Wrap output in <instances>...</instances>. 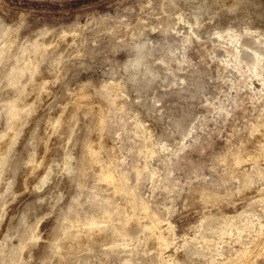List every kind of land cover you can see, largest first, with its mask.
Returning a JSON list of instances; mask_svg holds the SVG:
<instances>
[{"label":"rangeland","instance_id":"1","mask_svg":"<svg viewBox=\"0 0 264 264\" xmlns=\"http://www.w3.org/2000/svg\"><path fill=\"white\" fill-rule=\"evenodd\" d=\"M230 24L236 29L216 35ZM6 28L20 46L33 51L40 40L49 51L26 96L33 111L20 117V137L6 149L0 170V236L7 233L10 242L3 246L24 244L17 253L0 246V264L41 263L54 250L50 243L63 244L79 229L69 220L67 227V215L83 218L88 231L91 218L99 228H120L127 217L131 229L77 253L63 245L62 264H222L264 238V0H0V43ZM32 51L17 50V59ZM40 82L45 88H34ZM18 93L0 86L4 103ZM78 99L83 110L75 107ZM1 101L0 135L8 129ZM98 113L105 117L102 129ZM36 131L50 142L34 155ZM89 140L99 148L94 163L81 151ZM31 154L48 166H39L20 189ZM64 161L72 173L62 169ZM107 171L125 184L126 200L117 203L127 216L102 221L90 208L110 195L95 176ZM133 194L158 213L155 234L166 236L163 245L144 230L154 220L137 209ZM32 230L40 236L36 243L27 239Z\"/></svg>","mask_w":264,"mask_h":264},{"label":"bare ground","instance_id":"2","mask_svg":"<svg viewBox=\"0 0 264 264\" xmlns=\"http://www.w3.org/2000/svg\"><path fill=\"white\" fill-rule=\"evenodd\" d=\"M229 10H230V8H228ZM232 10V9H231ZM180 19V18H179ZM6 26V25H5ZM10 28H12V27H10ZM9 28V29H10ZM9 29H7L6 28V31H5V34H4V40H2L4 43H0V44H2L1 46H0V63L3 61V59L5 60V64H6V68H5V72L0 76V86L2 87V88H7V90H9L10 91V89H14L15 91H19V95H17L16 97H14V98H8L7 99V96H6V99H7V101H6V103H4V101H3V103L5 104V107H3V108H5V111L7 112L6 114H7V116H8V129H7V131H6V133H3V134H1L0 135V142L1 141H5V139L7 138V141H6V144H7V142H9V144H8V146H6L4 149H2L1 147H0V170L2 169V167H3V165H4V163H5V161H6V157H7V152H6V149H8V148H10V146H12V144L15 142V140L17 139V137L19 136V134H20V130L18 129V127H17V125H19V119H20V117L22 116V114H25L26 116H28V115H30L31 113H32V111H33V103H26L25 101H26V96H27V94L28 93H30V90H32V87H33V84H34V81H35V79H36V77H37V75L38 74H40V72L42 71L41 69H42V66H41V64H40V61L42 60V58L44 57V54L45 53H48V51H49V48H48V46H47V44L46 43H44V42H41L40 40H35V42L30 46V47H33L34 48V50L32 51V50H30V48H29V46L28 45H19L18 43H17V41H16V38L17 37H14L13 35H11V34H8L9 32H8V30ZM233 29H236V26H235V24H230L228 27H226L225 29H222V30H220V32L219 33H216V35L218 34V37H221V36H223L224 37V35H225V33L227 34V32H229V31H231V30H233ZM12 30V29H11ZM236 31V30H235ZM215 32H217V31H215ZM215 32H214V34H215ZM232 32V31H231ZM234 32V31H233ZM238 32V31H237ZM248 32H249V30H248ZM236 33V32H235ZM239 33V32H238ZM237 33V34H238ZM248 35H249V33H248ZM230 36H231V34H230ZM252 36V35H251ZM259 36V35H258ZM226 37V36H225ZM236 37H238V36H236ZM221 39V38H220ZM228 39V38H227ZM257 39V38H256ZM233 40V39H232ZM1 41V42H2ZM258 42V41H257ZM259 43V42H258ZM261 43V42H260ZM250 45V44H249ZM242 47V46H241ZM252 47V46H251ZM19 49H22V50H24V51H26V52H33L32 54L30 53L27 57H25V59H23V60H21V61H19L17 58H18V55H17V50H19ZM249 49V48H248ZM259 49V48H258ZM245 50V49H244ZM250 50H252V49H250ZM235 51V50H234ZM260 51V50H259ZM243 52H246L247 53V51H243ZM262 52V51H261ZM263 52H264V50H263ZM255 53V52H254ZM258 53H260V52H258ZM262 54V53H261ZM254 57L255 58H257V56L256 55H254ZM255 61V60H254ZM43 81H45V80H43ZM45 88V82H40V83H35V85H34V88H36V89H38V90H41L42 88ZM107 87V86H106ZM4 91V90H3ZM106 91V90H105ZM104 91V92H105ZM5 93H6V91H4ZM36 92H37V90H36ZM40 92H42V91H40ZM11 93H13V92H11ZM38 93V92H37ZM82 93V92H81ZM84 93V92H83ZM7 94V93H6ZM8 94H9V92H8ZM5 97V96H4ZM82 97H85V94L83 95L82 94V96H81V98ZM3 98V97H2ZM86 99V98H85ZM5 100V99H4ZM1 101V100H0ZM2 101H1V103H2ZM75 101V100H74ZM83 103H85V102H83ZM75 104L77 105H75V107L77 108V111H79L78 109H82L83 110V107L84 106H82V100L81 99H78L77 100V103L75 102ZM84 105V104H83ZM86 106V105H85ZM76 108H74L75 109V112H76ZM85 109V108H84ZM86 110H88V109H86ZM91 110V109H90ZM102 110V109H101ZM89 111V110H88ZM78 113V112H77ZM89 113V112H88ZM79 114V113H78ZM82 114V113H81ZM80 114V115H81ZM86 114V113H85ZM99 115H98V117H97V121H98V124H99V128H103L104 126H105V117H104V115H103V113L101 114V113H98ZM25 115H24V117H25ZM74 115V114H73ZM78 116V115H77ZM106 116V115H105ZM23 117V116H22ZM21 117V118H22ZM96 117V116H95ZM107 118V117H106ZM73 119V118H72ZM108 120V119H107ZM20 122H21V120H20ZM24 122V121H23ZM25 123V122H24ZM57 123V122H56ZM58 124V123H57ZM55 126V125H54ZM89 127V126H88ZM97 127V126H96ZM19 128H21V126L19 127ZM96 129V128H95ZM54 130V129H53ZM90 130V129H89ZM95 131V130H94ZM37 132V134H32V138H33V140H34V143H35V145H34V148H33V153H34V155L38 152V151H40L41 150V152L42 151H45L46 149H47V147H48V145H49V142H50V138H48V137H50V136H48V137H45L43 134H42V132H40V131H36ZM50 135V134H49ZM263 135H264V132L262 133V136L261 137H263ZM99 136V135H98ZM20 137V136H19ZM77 138V137H76ZM75 138V139H76ZM81 139V138H80ZM77 140H79V139H77ZM101 143V142H100ZM99 143V144H100ZM95 144V143H94ZM3 145V144H2ZM83 145H84V147H83V149L81 150L82 152H83V155L85 154L86 156L87 155H90V156H92L93 154H95L96 153V149H99V148H96V147H94V145L93 144H91L90 143V140L89 141H87L85 144L83 143ZM4 146V145H3ZM100 147V146H99ZM103 147V146H102ZM106 149V148H105ZM31 150H32V148H31ZM110 150H111V148H110ZM115 151V150H114ZM99 152V151H98ZM31 153V152H30ZM112 153H115V152H111L110 151V154H112ZM34 155H28L27 156V159H26V161H25V164H28L29 166H30V168H29V171L28 172H26V173H23L22 175H21V177H20V179H19V181H18V185H19V188L20 189H22V188H27V185H28V177H29V175L30 174H33V173H35V171H36V169L40 166L41 167V165H43L44 167H47L48 165L47 164H43V162L42 161H38L36 158H34L33 156ZM82 155V156H83ZM89 156V157H90ZM94 156V155H93ZM92 156V157H93ZM114 156V155H113ZM96 156H94L93 157V159L95 158ZM111 157V156H110ZM85 158V157H84ZM97 158V157H96ZM67 159V158H66ZM65 160V159H64ZM68 160V159H67ZM88 160V159H87ZM87 160H86V163L88 164V162H87ZM91 160V159H90ZM70 161V160H69ZM83 160H81V162H82ZM94 161H95V159L93 160V163H94ZM68 162V161H67ZM67 162H63V164H62V169H64L66 172H71L72 173V169L73 168H71L68 164H67ZM79 163L78 164V166H77V169H78V171L80 170V172H83L84 173V171H86V166L83 164V163ZM96 162V161H95ZM6 164V163H5ZM101 164V163H100ZM73 165H75V164H73ZM90 166V165H89ZM92 166V165H91ZM98 166V165H97ZM101 166V165H100ZM99 166V167H100ZM74 167V166H73ZM88 167V166H87ZM92 167H94V168H96L95 166H92ZM91 167V168H92ZM103 167H105V165L103 166ZM102 167V168H103ZM105 168H107V166L105 167ZM109 168V167H108ZM106 169V170H109V169ZM76 169V168H75ZM88 169H89V167H88ZM101 169V168H100ZM104 169V168H103ZM102 169V170H103ZM63 170V171H64ZM98 170V169H97ZM102 170H101V172H99V173H102ZM62 171V172H63ZM75 171V170H74ZM77 171V170H76ZM90 171V170H89ZM99 171V170H98ZM25 172V171H24ZM93 172L94 173H96V171H94V169H93ZM65 173V172H64ZM67 173V174H68ZM82 173V174H83ZM88 173V172H87ZM90 173V172H89ZM98 173V172H97ZM112 173V172H111ZM109 171H107V172H105V173H103V174H97V175H95L96 176V179L97 180H99V181H101L102 182V184H104L109 190H107V191H109L110 192V195H109V197L108 198H105V196L107 197V195H103L104 196V198L105 199H107V200H109V202H111V203H113L114 205V207H113V209H107V207H106V205H107V203L109 204V202H102V200L104 199H102L101 201L99 200L98 201V205L94 208H90V209H94L92 212V214H93V216L92 217H94V216H99L100 217V215H104L105 216V218H108V219H105L104 218V220L102 219V221H105V220H108V221H110L111 220V218H112V216L113 217H115L114 216V214L115 213H126V216H127V211H126V207H125V205H123V203H122V205L123 206H121V205H119L120 203H119V201H118V203H117V199H121L122 201L125 199H122V195L120 194L123 190V188H122V186L123 185H125L124 183H122V182H120L119 180L117 181V180H115V179H117V178H115L114 179V176H112V174H111ZM122 173V172H121ZM37 174H39V172H37ZM122 174H124V173H122ZM72 175V174H71ZM85 175H88V174H86L85 173ZM119 175V174H118ZM125 175V174H124ZM37 176V175H36ZM35 176V177H36ZM41 176V175H40ZM75 176V175H74ZM82 176L83 175H81L80 177L82 178ZM126 176V175H125ZM8 177V176H7ZM34 177V178H35ZM39 177V176H38ZM42 177V176H41ZM86 177V176H85ZM89 177H91V176H89ZM94 177V176H93ZM118 177V176H117ZM120 177V176H119ZM123 177V176H122ZM9 178L10 177H8V179L7 180H9ZM84 178V177H83ZM39 179H40V177H39ZM42 179V178H41ZM80 179V178H79ZM85 179V178H84ZM59 180V179H58ZM76 180V179H75ZM94 180V179H93ZM92 180V181H93ZM123 180V179H122ZM124 180H125V177H124ZM39 181V180H38ZM42 181V180H41ZM81 181V180H80ZM80 181H79V183H80ZM69 182H70V180H69ZM94 182L97 184V182L94 180ZM9 183V182H8ZM30 184V183H29ZM68 184H70V183H68ZM101 184V183H100ZM101 184V185H102ZM81 185V184H80ZM84 184L82 183V186H83ZM86 186H87V184H86ZM97 186V185H96ZM84 187V186H83ZM97 187H99V189H100V187L101 186H97ZM85 188V187H84ZM91 188V187H90ZM103 189H105V188H103ZM102 189V190H103ZM91 190H92V188H91ZM90 190V191H91ZM97 190L98 189H96V192H97ZM106 190V189H105ZM104 190V191H105ZM122 190V191H121ZM93 192L95 191V190H92ZM77 192V191H76ZM95 192V193H96ZM75 193V192H74ZM91 193V192H90ZM95 193H93L92 195H90V196H93ZM100 193V192H99ZM134 193V192H133ZM98 194V193H97ZM123 194V193H122ZM60 195V194H59ZM100 195H101V193H100ZM125 195H127V194H125ZM129 195V194H128ZM134 195V194H133ZM78 196V195H77ZM102 196V197H103ZM131 196V195H130ZM129 196V197H130ZM101 197V198H102ZM129 197H127V198H129ZM74 198V197H73ZM94 198V197H93ZM93 198H91V199H93ZM110 198V199H109ZM126 200V199H125ZM49 201V200H48ZM90 201V200H89ZM106 201V200H105ZM132 201V200H131ZM133 203L137 206V209H138V207L141 209V210H143V211H145V212H147V214L149 213V215H151V217H152V220H154V222H153V224L152 225H145V228H144V230L146 231V232H148V233H150V236H152L153 235V239H154V241L160 246L161 244H162V242H163V237H166V236H162V232H161V235H157V234H155L156 233V228L158 227V224L159 223H157V220H158V222H159V217H158V213H156V212H154V211H150L149 210V207H148V204L144 201V200H142V199H140L139 197H138V195H134L133 196ZM68 202H69V199H68ZM80 202V201H79ZM91 202V201H90ZM95 202V201H94ZM101 202V203H100ZM70 203V202H69ZM77 202H76V200H74L73 201V203L70 205L71 206V208L72 209H74V210H76L77 211V207H78V204H76ZM131 203V202H130ZM90 205V204H89ZM91 205H92V203H91ZM94 206H95V204H93ZM110 205V204H109ZM132 206H134V205H132ZM92 207V206H91ZM110 207V206H109ZM111 208V207H110ZM128 208V207H127ZM135 207H133V209H134ZM79 209V208H78ZM150 209H152V208H150ZM71 211V212H75V211ZM130 210V209H129ZM80 211V210H79ZM89 211H91V210H88V212ZM143 211H142V213H143ZM130 212H131V210H130ZM141 212V211H140ZM68 213V212H67ZM66 213V214H67ZM86 213V212H85ZM85 213H84V215H85ZM129 213V212H128ZM141 213V214H142ZM63 214V213H62ZM73 214V213H72ZM78 214H80V213H78ZM86 214H88V213H86ZM146 214V215H147ZM74 215V214H73ZM116 215V214H115ZM68 216V215H67ZM65 217V218H67V223H68V220H69V223L71 224V226L72 227H79V229L77 230V231H75V232H72L71 234L69 233V235L67 236L68 238H66L67 240H65V239H63V240H65L64 241V243L62 244V243H58V241L55 243V245H54V243H50V244H52V248L54 249V250H52V251H48V254H46V257H45V259L41 262V263H39V264H52V263H50L51 262V260L53 259V258H55L58 262H60L61 260H62V258H63V253H62V251H64V249L63 250H61L62 249V247H63V245H65V247L69 250V251H75V253H77L76 252V250H78V249H80V248H82L83 247V249H84V247H87V248H90L93 244H95V242L97 241V240H99L101 237H116V236H123V235H126L127 234V232L131 229V222H130V218H127V217H125L126 218V220H125V222H124V224H120L121 226H120V228H116L115 226L114 227H110L109 225H111V224H109L107 227H103V228H99V226L97 227L96 226V223L98 222H96V219L95 218H89L90 220V225H92L93 227H94V229L92 230V231H88L87 229H85L84 227H82V223H80V222H82L81 220L83 219V218H81V220H78V219H76V217L77 216H79V215H76L75 216V218L74 217H72L71 215H69L68 217ZM120 216V215H119ZM122 216V215H121ZM63 217H64V215H63ZM63 217H61V218H63ZM82 217H84V216H82ZM87 217V216H86ZM86 217H85V219H86ZM89 217V216H88ZM98 218V217H97ZM101 218V217H100ZM117 218V217H116ZM119 218V217H118ZM27 217H24L23 218V224H25L26 222H27ZM110 219V220H109ZM63 221H66V220H63ZM86 221V220H85ZM100 221V220H99ZM122 222V221H121ZM69 223H68V226H67V224H66V226L67 227H69L70 225H69ZM84 223V222H83ZM86 223V222H85ZM110 223V222H109ZM113 223H114V221H113ZM88 224V223H87ZM99 223H97V225H98ZM85 225V224H84ZM104 225V224H103ZM105 225H106V223H105ZM104 225V226H105ZM160 225V224H159ZM86 226V225H85ZM91 226V227H92ZM100 226H101V224H100ZM112 226V225H111ZM66 227V228H67ZM88 228H89V226H87ZM31 228V227H30ZM33 228V227H32ZM159 228L161 229V227L159 226ZM36 229V228H35ZM70 229H71V227H70ZM75 229V228H74ZM92 229V228H91ZM26 230V229H25ZM31 230V229H30ZM29 230V231H30ZM28 231V232H29ZM74 231V230H73ZM159 231V230H158ZM160 232V231H159ZM27 233V232H26ZM65 233V232H64ZM158 233V232H157ZM7 234V233H6ZM3 235L2 237L0 236V246H3L4 244H10V242L8 243V235ZM63 234V233H62ZM67 235V234H66ZM164 235V234H163ZM262 235V234H261ZM260 235V236H261ZM20 236H23V235H20L19 234V238H21ZM169 236H170V234H169ZM66 237V236H65ZM25 238V237H24ZM54 238V237H53ZM58 238V237H57ZM56 238V239H57ZM60 238H61V235H60ZM63 238H64V236H63ZM123 238H124V236H123ZM167 238H169V237H167ZM22 239H23V237H22ZM28 240L30 239L33 243H36L37 241H38V239H40V236L39 235H37V233H35L33 230L31 231V232H29L28 233V238H27ZM27 239H26V241H27ZM55 239V240H56ZM118 239V238H117ZM166 239V238H165ZM24 240V239H23ZM58 240H59V238H58ZM119 240V239H118ZM167 240V239H166ZM256 240H257V238H256ZM116 241V240H115ZM168 241V240H167ZM19 242H20V240H19ZM31 242V243H32ZM54 242V241H53ZM61 242V241H60ZM164 242H166V241H164ZM256 242V244H254L253 245V247H251V248H249L248 247V249L247 250H245V251H243L240 255L241 256H239L238 258H236V259H234V260H228V261H226V262H222V264H249V263H252V262H256L257 264H258V261H259V257L262 255L263 257H264V238L263 237H260L259 238V240L258 241H255ZM25 243V242H24ZM29 243V242H28ZM100 243V242H99ZM252 243H254V242H252ZM15 244V243H14ZM13 244V245H14ZM17 244V243H16ZM27 244V243H26ZM98 244V243H97ZM18 245H19V243H18ZM53 245L55 246V248L53 247ZM113 245V244H112ZM111 245V246H112ZM163 245V244H162ZM9 246V245H8ZM7 246V247H8ZM101 246V245H100ZM104 246H106L105 244H104ZM5 247V249L4 250H6V252L8 253V248L6 247V246H3V248ZM64 247V248H65ZM93 247V246H92ZM109 247V246H108ZM2 248V249H3ZM7 248V249H6ZM10 248L12 249V251L13 252H18V250L19 249H24V244L22 245H20V246H12V244L10 245ZM9 248V249H10ZM51 248V247H50ZM105 248V247H104ZM162 248V247H161ZM26 249V248H25ZM49 249V248H48ZM82 249V250H83ZM3 250V251H4ZM88 250V249H87ZM91 250V249H90ZM89 250V251H90ZM112 250V249H111ZM5 252V253H6ZM83 252V251H82ZM11 253V252H10ZM20 253V252H19ZM23 253H24V251H23ZM22 253V254H23ZM67 253V252H66ZM21 254V258L23 257V255ZM74 254V253H73ZM8 255V254H7ZM77 255V254H76ZM89 255V254H88ZM10 256V255H9ZM8 256V257H9ZM13 256V255H12ZM11 256V257H12ZM17 256H19V255H17ZM27 256V255H26ZM30 256H31V254H30ZM90 256V255H89ZM88 256V257H89ZM261 256V257H262ZM8 257H7V259H8ZM14 257V256H13ZM16 257V256H15ZM10 258V257H9ZM17 258V257H16ZM19 258H20V256H19ZM63 259H65V258H63ZM18 259H16V261H17ZM20 261H21V259H19ZM24 260V259H23ZM42 260V259H41ZM93 259L91 258V261H92ZM15 261V262H16ZM55 261V260H54ZM85 261H86V259H85ZM87 261H88V259H87ZM261 261V260H260ZM263 261V260H262ZM11 262V261H10ZM21 262H23V261H21ZM61 264H62V262H60ZM86 263V262H85ZM88 264V263H87ZM90 264V263H89ZM221 264V263H220ZM261 264V263H260Z\"/></svg>","mask_w":264,"mask_h":264}]
</instances>
